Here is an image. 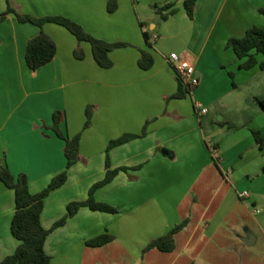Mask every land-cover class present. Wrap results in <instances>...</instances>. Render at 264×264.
<instances>
[{"label": "crops", "instance_id": "crops-1", "mask_svg": "<svg viewBox=\"0 0 264 264\" xmlns=\"http://www.w3.org/2000/svg\"><path fill=\"white\" fill-rule=\"evenodd\" d=\"M7 1L0 0V14ZM9 1L23 15L64 17L98 39L130 45L114 50V66L103 69L88 43L49 23L44 31L55 41L57 56L33 72L25 55L40 28L14 15L0 23V164L15 176L26 174L30 192L38 194L67 167L66 143L52 130L54 113L65 112L61 128L69 138L81 136L78 163L68 170L66 184L45 199V229L66 216L70 203L87 200L91 187L105 178L111 141L147 130L110 150L111 169L129 170L95 193L96 201L119 212L81 208L47 238L51 264H160L167 257L178 264L187 255L190 264H264V149L253 134L264 136L258 103L264 71L241 69L245 60L226 46L252 27H264V0H197L194 18L185 0H174L177 12L165 11L167 20L159 8L169 0H115L114 12L109 0ZM77 48L84 60L75 58ZM142 51L155 59L150 70L139 67ZM172 53L191 60L200 78L184 99L172 98L179 90L168 62ZM257 59L263 62L264 55ZM88 107L93 114L85 128ZM14 213L15 192L0 182V264L20 243L11 230ZM185 219L173 252L145 251ZM105 233L115 239L87 246Z\"/></svg>", "mask_w": 264, "mask_h": 264}, {"label": "trees", "instance_id": "trees-1", "mask_svg": "<svg viewBox=\"0 0 264 264\" xmlns=\"http://www.w3.org/2000/svg\"><path fill=\"white\" fill-rule=\"evenodd\" d=\"M173 1L174 0H169L166 5L159 8V13L164 20H167L170 15H174L177 12V10L174 9L175 3ZM7 3V10L0 14V23L6 20L9 15H14L18 22L31 23L40 28V33L29 40L25 55L26 65L33 72L50 64L57 56V45L55 41L44 31V26L49 23L57 24L65 28L75 36L79 42L88 43L92 48L93 58L96 64L103 69H110L113 67L114 64L110 58V54L114 50L130 46L123 42L111 43L98 39L87 33L78 23L64 17L50 16L35 18L29 15H23L10 5L9 0ZM196 4L197 0H185L184 2L185 10L190 18H194ZM117 5V1L109 0V11L114 12L117 9ZM168 10H171L170 15L164 14V12ZM260 13L264 17V8L260 10ZM144 36L147 44H149L148 34L144 33ZM149 45L152 46L151 44ZM226 46L227 48L233 49L238 59L245 60V62L240 65L241 69L250 70L255 66H259L260 69L264 71V61L259 62L257 59L259 54L264 55V27H252L247 30L242 38H231ZM74 56L78 60H84L85 52L77 48L74 51ZM138 64L142 70H150L155 64V59L149 52L142 51ZM230 75L232 78L234 77L233 73H230ZM178 81L179 90L172 98L184 99L190 94V91L182 84L179 78ZM258 103L264 110V98L258 99ZM86 114L87 122L85 128H88L90 126L93 108L88 107ZM65 119L66 114L64 111H56L53 115L54 125L52 130L66 143L65 155L67 158V167L66 170L56 175L43 191L38 194H32L29 189V179L26 174L15 176L4 162L0 164V182H2L6 188L15 192V213L12 219L11 230L13 236L20 242L15 252L7 256L1 264H51L52 258L45 250L47 238L53 230L65 225L81 208L87 207L92 211H101L110 214H117L119 212L118 209L109 204L96 201L95 193L98 189L111 183L121 171L127 172L129 170L126 167L111 169L109 157L110 150L145 136L147 133L146 129L141 135L125 134L111 141L107 149V171L105 178L91 187L87 200L70 203L67 207L66 216L55 223L52 229L48 230L43 227L41 217L44 210L45 199L53 191L66 184L68 180V170L77 164L80 159L81 136L78 135L69 138L63 132L61 125ZM253 134L259 147L264 149V136L258 131H254ZM188 222V219H185L167 235L152 241L145 251L157 249L165 253L173 252L176 248L175 235L184 230ZM114 239L115 237L113 235L105 233L87 241V246L102 247L111 243Z\"/></svg>", "mask_w": 264, "mask_h": 264}, {"label": "built area", "instance_id": "built-area-1", "mask_svg": "<svg viewBox=\"0 0 264 264\" xmlns=\"http://www.w3.org/2000/svg\"><path fill=\"white\" fill-rule=\"evenodd\" d=\"M168 62L175 70L179 80L190 91V94H192L200 84V78L196 73L195 65L191 60L177 53L170 54ZM199 108L201 107L199 106ZM201 113L206 114L207 110L202 108ZM213 152L215 153L216 150H213ZM249 196V193H243L241 195L242 198H247Z\"/></svg>", "mask_w": 264, "mask_h": 264}, {"label": "rangeland", "instance_id": "rangeland-1", "mask_svg": "<svg viewBox=\"0 0 264 264\" xmlns=\"http://www.w3.org/2000/svg\"><path fill=\"white\" fill-rule=\"evenodd\" d=\"M86 45H88L89 47H91L89 44H86ZM121 50V49H120ZM120 50H115V51H120ZM114 56H115V54H114ZM116 58H117V55L115 56ZM111 58V57H110ZM111 60H112V62H113V64H115L114 63V60H113V58H111ZM116 60V62L118 63L119 62V60H120V57L119 58H117V59H115ZM114 66V65H113ZM212 149V148H211ZM214 150V149H213ZM188 257H189V255H187L186 257H183L180 261H179V263L178 264H181V263H185V264H187V263H191V261L188 259ZM166 258V257H165ZM194 262H195V264H208L210 261H208V260H206V259H195L194 260ZM214 262H216V263H218V264H221V262H222V264H232V261L231 260H228V259H223V260H214ZM171 262H170V258H166V259H164V261L163 262H161L160 264H170ZM131 264H133V263H131Z\"/></svg>", "mask_w": 264, "mask_h": 264}]
</instances>
